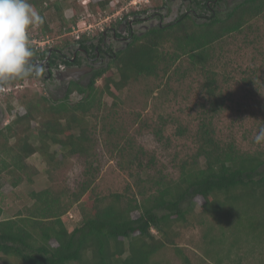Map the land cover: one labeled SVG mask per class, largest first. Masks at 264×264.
Returning <instances> with one entry per match:
<instances>
[{"label":"trees","instance_id":"1","mask_svg":"<svg viewBox=\"0 0 264 264\" xmlns=\"http://www.w3.org/2000/svg\"><path fill=\"white\" fill-rule=\"evenodd\" d=\"M29 3L44 20L43 24L37 25L40 37L71 32L80 21L79 10L85 9L77 4L78 0H29ZM112 4V0H91L88 7L92 13H104L114 8H110ZM201 5L197 3L198 7L208 10L206 4ZM68 9L74 12L70 19L65 15ZM139 14L133 12V15ZM260 17L264 18V0H243L226 14L211 13L202 22L184 14L167 26H157L134 37L113 54L106 68L94 70L86 86L70 82L60 101L39 96L36 92L21 93L20 103L25 113L17 114L0 130V176L5 174L10 179L8 184L12 189L26 181L32 182L26 160L39 155L47 164L50 177L69 158L81 159L83 180L77 190L71 192L59 190L51 179L48 181L50 188L31 193L35 204L29 208L27 216L3 220L0 207L1 263L159 264L157 257L172 249L183 264H195L177 240L180 237L178 228L188 224L193 216L197 196L204 200L203 213L213 216L221 226V237L210 243L224 247L227 233L232 236L227 249L217 250V264L230 260L244 236L247 238L256 233L255 238L263 239L264 144L257 145L253 138L251 147L245 149L234 138L222 139L216 123L234 96L229 87L234 79L233 70L230 73L227 69L233 62L227 61L229 53L226 51L229 50L223 48V41L235 34L254 33L252 22ZM103 38L101 34L102 41ZM91 40L85 34L76 43L89 50L87 44ZM256 40L249 41L247 37L243 42L255 47ZM70 42L65 38L61 45L54 46L52 68L58 67V61L67 67L79 64L78 60L72 63L70 58L65 60L56 54V50L61 53L65 46L70 47ZM91 48L96 49L93 45ZM32 49L40 60L49 52V49ZM173 75L181 87L180 82L199 79L206 103L200 106L197 130L191 132L179 120L169 121L160 116L159 125L142 122L138 132L150 128L159 143L170 147L173 142L165 130L169 122L177 123L175 137H187L194 148L192 162L183 161L177 166V178H172L162 162L157 164L154 154L147 153L135 137L128 135L127 123H108L112 116L120 113L115 107L109 110L104 104V96L108 95L114 99L113 106L118 105V96L112 88L122 91L135 84L150 85V81L156 82L157 88L162 84L167 88ZM261 75L259 68H253L243 81L259 91L264 86ZM101 80L104 84L99 87L97 83ZM152 91L149 87L146 93ZM74 92L83 96L76 104L69 101ZM258 107L259 116L252 121L253 128L246 129L251 135L264 127V101H260ZM240 109L237 110L239 115ZM8 111H13L10 103ZM138 119L134 118L135 121ZM32 123H38L36 132ZM99 127L108 156L116 160L122 171H129L130 176L136 177L137 192L133 185L127 186L123 193L98 191L95 182L101 173L97 153L100 142L96 139ZM10 139L15 142L8 146ZM53 146L58 149L52 150ZM177 156L176 153L173 161ZM199 158L203 160L201 166ZM142 173H146L145 178ZM74 206L80 212V226L70 231L63 218ZM135 213L139 215L136 218ZM210 230L213 231L212 225ZM52 241L57 246L51 245ZM211 252L213 249L207 250L208 255ZM238 261L241 264V260Z\"/></svg>","mask_w":264,"mask_h":264},{"label":"rangeland","instance_id":"2","mask_svg":"<svg viewBox=\"0 0 264 264\" xmlns=\"http://www.w3.org/2000/svg\"><path fill=\"white\" fill-rule=\"evenodd\" d=\"M136 2L133 5L132 2ZM243 0H226L224 3H220L217 12L220 15L226 14V12L232 9L234 6L242 2ZM91 0H78V5L84 6L83 11L79 10L80 21L69 33H65L62 36L54 35L52 37H40L38 35V26L31 28L30 44L38 51L54 48L56 45H61L62 40L65 38L70 39V43L74 44L80 39L81 35H88L90 39H94V44H98L99 38L103 32L106 33L107 41L112 38L113 28L121 27L125 21L133 20L136 17L133 12L141 13V17L149 18L143 20L139 26L132 27L135 34L144 33V24L150 28H156L160 22L163 25L171 24L180 18L183 14H191L190 11H197L201 15L198 22L205 21V17L211 15L210 11L204 8L195 7L193 3H189L186 0H112L113 4L104 13H92L88 7V3ZM203 4L201 5V7ZM201 9V10H200ZM90 10V11H89ZM146 10V11H144ZM190 11V12H187ZM74 12L72 9H68L65 12L66 18L70 19ZM146 22V23H145ZM154 22V23H153ZM154 24V25H152ZM152 25V26H151ZM253 32H246L241 36L235 34L230 37H226L223 41V48L227 52V61L233 63L228 65V72H232L234 79L229 87L232 89L234 96L233 101L227 103V109L218 117L217 129L219 137L222 139L234 138L238 144L248 149L251 147L250 142L254 138L255 133L252 135L246 132V129L253 128L252 121L259 116L260 108L258 107L260 101H264V86L259 91L246 84L243 79L249 77V73L253 68H259L262 71L261 77L264 79V18L252 22ZM127 29V28H126ZM38 30V31H37ZM129 33V30L127 29ZM249 37V41L256 40V45L248 46L243 41ZM110 41V40H109ZM126 42V41H124ZM124 42H111V46L114 51L122 48ZM254 47V48H252ZM67 57H71L72 53L65 46L63 51ZM105 59V58H104ZM184 59L183 61H186ZM80 66H71L66 68L60 63L58 68H54L57 73H53L51 78L45 76H30L22 81L14 80L8 81L7 84L11 85L12 91L7 94H0V130L5 128L6 124L17 114L25 113V108L20 103L23 92L30 91L36 92L39 96H45L52 98L54 101L62 100L68 90L69 84L72 81H76L79 84L86 86L92 76V69H100L103 66L109 64L108 60H103V64L99 62H88L85 57H81ZM116 72L115 70H112ZM176 77L173 75L172 83L169 87H165L164 84L160 88H157V83L150 81V85L147 83L135 84L130 88L118 91L112 88V91L118 96V105L113 106V97L105 95L104 104L110 110L115 107L120 115L111 117L108 123L118 122L128 124V135L135 137L137 143L142 146L147 153H152L156 156V162H162L166 167V172L177 178L179 171L177 166L183 161H191L194 153L193 144L187 137L176 138L175 131H177V123L169 122L165 134L171 138L173 144L167 147L159 143L154 136L151 129L143 128L139 133L138 130L142 122L148 124L159 125V117L173 121L179 120L187 129L191 132L197 130L199 125L198 117L201 111V104L206 103L204 95H201V89L199 87V79L191 78L184 82H180L183 86H179L175 82ZM102 80L97 83V86H103ZM22 88H14L15 86H21ZM153 88L151 94H147L148 88ZM230 89V90H231ZM175 91H177L175 93ZM10 96V97H9ZM8 97V98H7ZM83 96L77 92H74L70 97V103L76 104L82 100ZM8 103L13 106V111H8ZM240 104L241 106H238ZM241 107V114L237 113L238 108ZM107 109V110H108ZM248 112V113H245ZM253 114L255 116H253ZM139 116V119H138ZM250 116V119H249ZM138 121H135L134 118ZM136 122V123H135ZM135 123V124H134ZM33 130L36 132L38 123H32ZM91 125V124H90ZM91 127V126H90ZM100 127L96 139L100 142L97 146L98 160L101 169V173L98 176L95 185L98 187V191L101 193L117 192L123 193L127 186H134L136 188V177L130 176V172L122 171L116 163V160L110 158L107 154L104 145V136L100 135ZM186 136V135H185ZM9 142V143H8ZM7 142L10 146L15 142L14 139H10ZM184 146H186L184 148ZM184 148V149H183ZM58 149L57 146H53L52 150ZM178 154L175 161L173 157ZM191 155V156H190ZM6 155H3V157ZM147 162V159H144ZM9 161V160H7ZM201 158L198 159V163L201 166L203 163ZM26 163L30 166L29 178L31 181H26L21 184L20 187L12 189L9 186L8 181L10 179L5 174L0 176V207L3 210L2 219H12L19 215L27 216L29 214V208L35 204L34 198L31 196L32 192H39L51 187L50 182L53 179V185L61 189L69 191L77 190L80 182L83 180L84 163L81 159L69 158L64 162V166L54 170L53 177L47 174V164L44 163L39 155H34L30 159L26 160ZM2 166L0 162V167ZM97 166V164H96ZM142 178L146 177V173L141 174ZM194 212L190 217L189 223L178 228L180 237L177 242L180 247L184 248V252L188 255L192 263L195 264H217V250L227 249L232 243V236H226V244L224 247L218 244H211L212 239L216 240L221 237L222 230L217 219H214L211 215H205L201 209L204 204L202 197L197 196L194 199ZM136 218L138 213L133 214ZM80 212L77 206H74L63 218L66 227L72 231L76 227L80 226ZM210 225L213 226V231L210 230ZM256 233L250 236H244L239 249L236 248L231 255L230 260H224L223 264H238V260H241V264H264V238H255ZM263 240V242H260ZM51 245L57 246L55 241L51 242ZM208 249H213L214 252L207 254ZM227 251V250H226ZM225 255V253H221ZM224 257V256H223ZM159 264H183L182 260L178 257L176 252L172 249L164 251L159 257H157ZM0 264L1 261H0Z\"/></svg>","mask_w":264,"mask_h":264},{"label":"clouds","instance_id":"3","mask_svg":"<svg viewBox=\"0 0 264 264\" xmlns=\"http://www.w3.org/2000/svg\"><path fill=\"white\" fill-rule=\"evenodd\" d=\"M43 22V17L29 0H0L1 85L13 79L40 75L41 69L31 62L34 51L29 33L31 28ZM254 142L264 144V127L259 129Z\"/></svg>","mask_w":264,"mask_h":264},{"label":"flooded vegetation","instance_id":"4","mask_svg":"<svg viewBox=\"0 0 264 264\" xmlns=\"http://www.w3.org/2000/svg\"><path fill=\"white\" fill-rule=\"evenodd\" d=\"M186 1L189 2L190 4L193 3V5L195 7L197 6L198 2L202 3V4H206L207 8H208V11H210V13H216L217 9H218V6H220V3L222 4L226 0H186ZM190 11L193 13V15H192L193 17L198 18V19L201 18V15L198 14V12L196 10L195 11L190 10ZM190 11H187V12H190ZM139 15H141V14H139ZM139 15H134L136 17L135 19L125 21V23L121 27L113 28L112 38L108 39V41L106 39L107 35H106L105 32L102 33V35L104 36L103 41L101 40V36H100L98 44H94V42H93L94 39H92L87 44V46L90 47L89 50L81 48L80 44H78V43L72 44L70 47H68V50H70V52L72 53V56L70 57V59H69V57H67L64 54V52L60 53L59 51L57 52V50H56V54L61 55V57H63V59H65V60L69 59L72 63L75 60L79 61V64H75V65H72V66H80L81 63H82L81 62V57H85V59L88 62H94L95 63V62H97L99 60V62L103 64V60L106 59L110 63L111 60L114 57L113 54L119 50V49H117V51H114L112 46L110 45L111 42H113V43L121 42L122 43V42L126 41V42L123 43L124 44V46H122V48H123L134 37L141 36V35L147 33L148 31H150L151 29H153V28L147 27L144 24L142 27H144V28L146 27L145 28V32L144 33L135 34V32H133V30H132V27L139 26V24H141L143 20H148V19L152 18V17L143 18V17H141ZM152 25H154V24H152ZM167 25H169V24L163 25L160 22V24L158 26L163 27V26H167ZM126 28L129 30V33L127 32ZM92 45L95 46V48H96L95 51L92 50V48H91ZM53 51H54V48H50L47 56L44 59H42V60H40L39 56H37V55H33V57L31 58V62H32L33 66L36 67V68H40L41 69L40 75L45 76L47 78H51L52 72L53 73H55V72L57 73V71L54 70V68H58L60 66V63H61L60 61H58L57 62L58 67H56V66H54L53 68L51 67L50 61L52 59ZM64 66H66V65H64ZM107 66H103L102 68H106ZM66 68H69V67L66 66ZM94 70H98V69H96V68L92 69V74H93ZM33 75H35V74H33Z\"/></svg>","mask_w":264,"mask_h":264},{"label":"built area","instance_id":"5","mask_svg":"<svg viewBox=\"0 0 264 264\" xmlns=\"http://www.w3.org/2000/svg\"><path fill=\"white\" fill-rule=\"evenodd\" d=\"M133 3V5H136V2L134 1V2H132ZM12 86L11 85H8L7 83L6 84H2V85H0V94H9V93H11V91H12V88H11ZM14 88H16V89H18V88H22V85L21 86H15Z\"/></svg>","mask_w":264,"mask_h":264},{"label":"crops","instance_id":"6","mask_svg":"<svg viewBox=\"0 0 264 264\" xmlns=\"http://www.w3.org/2000/svg\"><path fill=\"white\" fill-rule=\"evenodd\" d=\"M7 125V124H6Z\"/></svg>","mask_w":264,"mask_h":264}]
</instances>
